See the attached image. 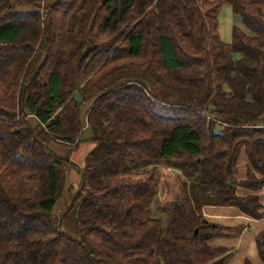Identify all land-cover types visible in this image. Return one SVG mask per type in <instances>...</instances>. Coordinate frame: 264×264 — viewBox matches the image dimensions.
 Here are the masks:
<instances>
[{"label": "trees", "instance_id": "obj_1", "mask_svg": "<svg viewBox=\"0 0 264 264\" xmlns=\"http://www.w3.org/2000/svg\"><path fill=\"white\" fill-rule=\"evenodd\" d=\"M225 4L243 26L229 45ZM87 103L80 168L50 145L80 143ZM163 167L164 229L148 210ZM263 191L264 0H0V264H226L215 240L244 225L203 211L259 221ZM255 250L264 264V231Z\"/></svg>", "mask_w": 264, "mask_h": 264}, {"label": "rangeland", "instance_id": "obj_2", "mask_svg": "<svg viewBox=\"0 0 264 264\" xmlns=\"http://www.w3.org/2000/svg\"><path fill=\"white\" fill-rule=\"evenodd\" d=\"M217 21H218L219 38L221 42L225 45H229V43L231 42L233 27H239L243 29V26L240 23V16L234 14L231 6H229L228 4L223 5L219 10L217 15ZM236 58H238V56H236ZM85 108L86 106L84 104L82 106V110H85ZM83 112L84 111H81L80 113L82 114ZM61 146L63 147V151L59 149H54L55 152L53 153L54 154L57 153L58 156L61 157L68 155L69 160L72 163L79 166L80 168H84L85 166L89 165L90 163L89 153L92 150L93 145L89 143L88 140L80 141V143H78V145L75 148H71L70 146L67 145H59L57 147H61ZM64 148L67 149V152ZM159 169L161 171L158 172L155 192L148 199V210H149V216L153 219L158 220L160 222L161 228L164 229L170 221V211L164 208L161 204L165 195V181L167 178L166 172L169 169L166 167ZM79 184H80V174L76 170L68 171L66 174V186L63 191V194L55 204L53 211L51 213L54 218L61 220L62 216L66 212V209L71 204L70 193L76 191ZM218 209L210 208V210L212 211H217ZM216 214L218 213L215 212L212 215L209 214V216L211 217L205 215V217L215 222L216 218L215 217L213 218L212 216H216ZM75 216H76V211L71 212L69 218L62 221L61 229L64 233H66L70 237L74 239H78L79 233L75 223ZM224 240L226 247L229 249V251L232 254L230 261H228L226 264H230L239 260L240 256L242 255L244 256L247 255L249 259L252 258L253 260L257 258L253 247L246 246V247H242L241 249L239 248V245L237 243V237H231L228 240L226 239ZM245 248H246V252H244ZM250 250L252 252H249Z\"/></svg>", "mask_w": 264, "mask_h": 264}, {"label": "crops", "instance_id": "obj_3", "mask_svg": "<svg viewBox=\"0 0 264 264\" xmlns=\"http://www.w3.org/2000/svg\"><path fill=\"white\" fill-rule=\"evenodd\" d=\"M90 105H91V103L85 104V106H86L85 110H82V108H81V111H84V112L82 114L80 113V120H81V123H82V126H83V130H82V133H81L80 141H87L90 138V136H91V132H90L89 128L87 127L86 120H85L86 119V113H87L88 109L90 108ZM28 120H29V122H30V124L32 126H36L37 122H36V120L33 117L29 116ZM57 146H59V145H57V144H51L50 145V149L52 150V152H55L54 149H59V150L63 151V147L62 146L61 147H57ZM64 149L67 152V149L66 148H64ZM66 152H65V154H66ZM64 157H68V155L64 156ZM243 171H244V169L242 167H240L239 171H238V175H237L239 178H243L244 177ZM260 197H261V200H262V202L264 204V191L260 194ZM216 209H218V208H216ZM215 212L218 213V214H216V216H212V217L216 218L215 223H217L219 225L228 226V227L237 226V225H240V224L244 225V230L237 237V243L239 245V248L241 249L242 247H246V246L253 247V249L255 251V254H256V250H255V236L258 233H260L261 231H264V218L259 220V221H250L249 219H247L244 216H242L236 210H234V209H225V208L224 209L219 208L217 211H212V210H210V208H207V209H205L203 211V214H204V216L205 215L209 216V214L212 215ZM209 217H211V216H209ZM205 218L207 220H211V219H208L207 217H205ZM252 227H253V229H252ZM226 240H228V239H226ZM224 241H225L224 239H217V240H215L214 244L226 246ZM244 250H245L244 252H246V248ZM249 252H252V251L250 250ZM256 257H257V254H256ZM244 258H248L249 259V257L247 255L246 256L242 255V256H240L239 260H237V261H235L233 263H230V264H242V261H243ZM249 260L253 264H261L259 259H258V257L255 258L254 260L252 258L249 259ZM228 261H230V259Z\"/></svg>", "mask_w": 264, "mask_h": 264}]
</instances>
